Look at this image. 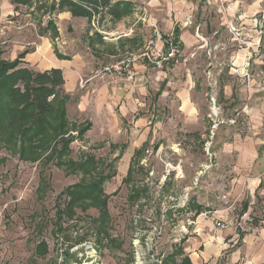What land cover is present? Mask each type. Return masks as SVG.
I'll list each match as a JSON object with an SVG mask.
<instances>
[{
  "label": "rangeland",
  "instance_id": "374dc122",
  "mask_svg": "<svg viewBox=\"0 0 264 264\" xmlns=\"http://www.w3.org/2000/svg\"><path fill=\"white\" fill-rule=\"evenodd\" d=\"M211 1L212 3L207 1L202 3L198 11L199 17L205 12L207 16L210 14L212 21L225 20L226 11L236 6L229 4L230 0ZM251 1L254 2V0H242L239 8L248 10ZM257 1L259 10L257 16L247 18L253 20L252 30L249 23L247 24L249 26L239 23L230 26L227 25V21L226 26L212 25L206 32L202 28V18L206 14L202 18H197L195 24L187 15L180 16L179 21L194 30L191 36L190 32H185L187 34L185 48H178L174 61L168 62L162 71L154 69L148 62L149 67L160 72L166 71L173 64L172 76H169L170 85L167 87L168 95L165 99H169V95H173L172 93L181 87L183 71H188L195 79L202 80L194 98L198 103V112L204 114L206 121L203 122L210 125L208 129L211 130L212 138L217 132L220 139L229 136L233 138L234 134L244 137L256 129L253 126L255 124H252L255 117L249 108L251 105L244 100V94L256 89L260 95H264V18L262 17L264 0ZM53 2L57 3L58 0H43V3H40L43 6L39 10L38 5L27 7L12 4L18 12L32 13L35 28H31L34 32L37 23L47 24L50 17L47 15L57 12L47 11ZM169 2L179 3L182 12H192L190 3H185L183 0H169ZM129 3L131 4L129 12H164L163 9L157 8L162 7L161 0H131ZM146 3L152 11L142 10ZM164 3L169 5L166 1ZM79 6L87 12H96L97 8H101L97 3L92 6L85 1L80 2ZM229 19L235 20L233 16ZM195 26L198 28L196 29ZM15 27L21 29L22 23ZM4 32L5 27L0 24V34ZM150 37L140 51L130 54L136 55L145 51V46L154 39ZM257 38L259 47L254 49ZM156 47L161 46L154 44L153 48ZM118 58L102 64L114 62ZM0 60L10 59L0 56ZM141 63L146 64V62ZM223 74V77L229 80V86L236 89L237 101L226 99L228 96L224 92L226 89H223V92L220 90L219 79ZM106 77L111 76L97 78ZM162 78L156 77L154 82L148 83L151 87L147 89L151 94L159 88ZM95 85L87 91L80 88L65 102L69 129L74 127L78 130L87 122H91L90 129L83 137H78L77 133L71 130L67 134L74 137L69 145L68 157L77 160L84 154L93 155L98 163L97 170L102 171L103 175H98L95 170L92 172L94 176L82 177V174L56 164L57 159L50 156V151L42 152L38 157L32 156L30 154L33 153V149L32 153L31 149L24 151L19 140H12L11 143L8 134L1 130L0 264H173L174 262L177 264L186 257L184 253L182 254L184 252L182 248L186 253L187 245L183 237L190 235L189 220L197 210L196 207H192V200L205 210L226 208L228 217L226 220L234 221V227L239 228L240 232L264 229V221L260 223L259 218L257 222L244 223L240 220L242 207L236 196V198L230 197L229 200L223 199L226 200L225 203L218 202L215 196L224 194L222 190L229 189L228 185L224 187L218 182L220 187H216L213 192L197 187L200 184H207L210 180L201 169L204 154L211 152L210 143L207 142L208 135L200 137L203 130H200V135L188 136L179 129L181 126L170 127L167 122L164 123L157 134L151 135L145 153L139 160L133 162L132 176L128 180L126 171L130 166L132 146L128 144L125 150H120V147L112 148L110 145L112 143L121 145L127 140L134 142L139 137L135 133L130 134L128 126L133 125L130 119L124 118L126 121L122 123L119 104L113 103L114 97L107 91L106 81L101 79ZM80 86H83V82ZM82 95H84V106H81L79 101ZM148 98L149 96L147 102H149ZM241 101L244 104L248 103V106L241 109L243 104L238 107ZM238 110V114L234 112ZM258 121L262 123L260 126L264 125L263 118H259ZM246 122L250 127L246 125L247 128H243L244 130L237 129L242 124H247ZM257 131L261 136L264 135L262 128H257ZM155 144L159 147L154 151ZM55 147L60 148L59 144ZM32 157L36 158L32 160ZM107 174L113 176L106 177ZM99 178L102 180L106 197L108 223L100 225L97 208L89 205L85 211L76 209V217L74 216L73 220L61 217L59 225L55 224L58 196L61 195L59 203L66 198L63 194L64 189L77 182H88ZM226 179L228 181L230 178L226 177ZM193 182L196 184L194 185ZM136 185L145 190V195L140 196V204L136 203L138 201L131 202L129 198L130 190L136 188ZM218 192L220 194H217ZM206 203L209 205L206 206ZM254 211L262 217L261 220H264L262 203L258 204ZM106 233L109 236L105 235ZM257 240L264 241V236H260ZM231 249V247L224 248L217 259L206 264H242L243 258L237 263L232 262L234 259L230 255ZM172 253L173 262L168 260ZM162 260L165 262L161 263Z\"/></svg>",
  "mask_w": 264,
  "mask_h": 264
},
{
  "label": "crops",
  "instance_id": "0c3cea01",
  "mask_svg": "<svg viewBox=\"0 0 264 264\" xmlns=\"http://www.w3.org/2000/svg\"><path fill=\"white\" fill-rule=\"evenodd\" d=\"M116 1L129 3L131 0H111L110 3ZM161 1L162 7L158 6L157 8L163 9L164 12H123L122 14L117 12L118 15H116V12H108L106 7H101L95 8L96 12H90L91 16L88 18L86 15H73L68 9H63L47 15L50 16L48 23H37V29L33 32L31 27L35 28V20L31 17L32 13L18 12L15 5L9 0H0V24L5 27V32L0 34V56L14 60L18 54H24L21 58V66L34 71L59 69L63 76L61 90L67 96V101L80 88L87 91L104 79L108 86L107 91L114 97L113 103L119 104L121 117H123L122 123L124 124L126 121L124 118L130 119L133 123L132 126H128L130 134L135 133L139 137L134 142L127 140L121 145L115 143L110 145L112 148L120 147V150H125L128 144L132 146L130 163L134 159L135 151L140 149L144 143L148 145L151 135L157 134L158 129L163 127L166 122L170 127L176 125L179 128L181 126L179 129L186 132L185 134L188 136L200 135V130H203L200 137L208 135L207 142L210 143L211 152L204 154L201 169L210 180L207 184H200L197 187L213 192L216 187H220L218 182H221V186L224 187L228 185L229 189L222 190L224 194L221 195L218 192L217 194L220 195L215 196L218 202H226L222 196L228 200L230 197L236 196V200H240L242 207L240 220L244 223L260 220L261 223L264 220H261L262 217L258 216L254 209L260 203L264 205V135L261 136L257 131L259 127L264 130V125L260 126L262 123L258 121L259 118L264 119V95H260L256 89H251L244 94V100L251 105L249 108L255 117L252 124H255L253 126L256 129L244 137L234 134L233 138L229 136L220 139L218 132L214 138L210 137L211 130L208 129L210 125L203 122V120L206 121L204 114L198 112L199 107L194 96H196L202 80L195 79L188 71L182 72L181 87L172 93L173 95H169V99H165V97L168 95L167 87L170 85L169 76H172L171 67L173 64L166 71L160 72L154 71L147 63L140 62L136 65L135 77L127 80L125 77L97 78L91 76L97 65L140 51L149 36L154 37L156 45L161 46V38L156 37L155 32L160 37L171 34L178 48H185L187 37L185 32H190L191 36L194 30L190 26H184L182 21H179L180 16L187 15L193 19L195 24L197 18H202L206 14L203 12L199 17L198 11L199 7H202V3L206 1L212 3L211 0H194L192 3L189 2L190 0L188 2L183 0L185 3H190L192 12H182L179 3H170L169 0ZM164 1L169 5L167 6ZM241 1L230 0L229 4H236V6L226 11L225 20L212 21L210 14L208 16L206 14L202 18L203 30L208 32L212 25L226 26L227 21V25L230 24V26L238 23L246 24V26L251 24L252 30V18L259 12L258 1H251L248 10L239 8ZM142 10L152 11L147 3L142 7ZM231 16L234 17V21H230ZM249 17L252 18L247 20ZM18 23H22L21 29L15 27L19 25ZM248 23L249 25H247ZM53 32H56L54 37H52ZM166 32L168 34H165ZM258 47L257 38L254 49ZM223 76L224 74L219 79L220 90L223 92V89H226L224 90L225 94H228L226 99L237 101L236 89L231 88L228 84L229 80ZM156 77L163 78L159 88L151 94L147 89L149 86L151 87L148 83L154 82ZM79 80L83 82L82 87ZM83 96L79 100L81 106H84ZM147 96H149V102H147ZM248 103L244 104L241 101L238 107L244 104L242 109L244 106H248ZM234 112L238 114L239 110ZM88 123L91 127V122ZM246 123L237 129L247 128L246 125L250 127L249 123ZM227 133L229 134V132ZM158 147L159 145L155 144L153 150H157ZM146 150L147 146L142 154ZM142 154L137 156L138 160ZM226 177L230 179L227 181ZM193 184L196 183L193 182ZM192 203V207L198 206L200 211L195 215V223L189 227L190 235L183 237L187 242L185 247L187 254L182 248L184 251L182 254H185L184 256L190 264L211 263L227 247L232 248L230 254L234 259L232 262L237 263L243 258L242 264H264V241L257 240L260 236H264L263 228L240 232L239 228L234 227V221L226 220L228 218L226 208H224L225 210L222 208L205 210L201 205L195 204V200H192ZM208 205L206 203V206ZM200 212H208V214L222 221L230 222L232 225L226 229H219L207 216L200 215ZM238 224L240 225L239 222Z\"/></svg>",
  "mask_w": 264,
  "mask_h": 264
},
{
  "label": "trees",
  "instance_id": "16d2710c",
  "mask_svg": "<svg viewBox=\"0 0 264 264\" xmlns=\"http://www.w3.org/2000/svg\"><path fill=\"white\" fill-rule=\"evenodd\" d=\"M9 1L27 7L38 5V10L43 6V4H40L43 3V0ZM84 1L92 6L97 3L102 8L106 7L108 12H116V15H118L117 12L122 14L130 11V3L121 1L110 3L111 0H58L57 3L53 2L47 11L68 9L73 15H86L90 18V12L84 11L79 6L80 2ZM55 35L56 32H53L52 37ZM174 43L176 42L174 41ZM23 55L20 54L14 60H0V133L1 130L2 132L5 131L10 142L15 139L19 140L24 151L25 149H31L32 153L33 149V153L30 154L32 156L36 155L38 157L42 152L50 151V156L57 159L56 164L63 165L75 173H80L82 177L94 176L92 172L95 170L98 175H103L102 171L97 170L98 163L93 155L84 154L77 160L68 157L70 154L69 145L74 137L67 134L71 130L77 133L78 137H83L90 124L87 122L78 130L74 127L69 129L65 109V102L68 98L61 90L63 84L61 71L51 68L39 72L23 67L21 66ZM56 144H59V149L55 147ZM146 146L147 143H144L140 149L135 151L134 159L127 170L126 178L128 180L132 176L131 166L134 165L133 162L137 160V156L142 154ZM36 157H32V160ZM111 176L106 175V177ZM135 187L130 190L131 196L129 198L131 202L138 201L136 203L140 204V196L145 195V190L137 185ZM63 194L66 198L62 203H59L61 195L58 196L59 202L56 206L57 220L55 224L59 225L61 217L73 220L76 217V209L85 211L89 205L97 208L101 220L100 225L108 223L107 202L101 178L69 185L64 189ZM196 207L197 210L193 217L200 211V208ZM105 235H108V233ZM173 257L172 253L168 260L173 262ZM164 262L165 260H162L161 263ZM173 264H176V262ZM177 264H190V262L185 257Z\"/></svg>",
  "mask_w": 264,
  "mask_h": 264
},
{
  "label": "built area",
  "instance_id": "2783aa9c",
  "mask_svg": "<svg viewBox=\"0 0 264 264\" xmlns=\"http://www.w3.org/2000/svg\"><path fill=\"white\" fill-rule=\"evenodd\" d=\"M264 18V13L262 14ZM156 37L161 38V47L153 48V45L156 44L154 39H151L148 44L145 46V51L139 54H129L122 56L107 64H102L98 68L93 70L92 77H102V76H111V77H125L127 79H132L136 75V65L138 62H148L150 65L157 70H164V67L168 62H173L178 50V46L174 43L172 35L169 34L165 37L159 34H155ZM79 84L82 82L79 80ZM213 101V98H211ZM222 199H225V196H222ZM200 215L207 216L215 227L219 229H226L232 224L230 222L222 221L221 219L208 214V212H200ZM195 223V217L190 218L189 225Z\"/></svg>",
  "mask_w": 264,
  "mask_h": 264
}]
</instances>
